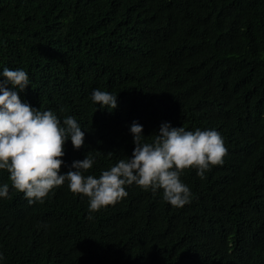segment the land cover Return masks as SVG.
Instances as JSON below:
<instances>
[{
    "label": "trees",
    "instance_id": "16d2710c",
    "mask_svg": "<svg viewBox=\"0 0 264 264\" xmlns=\"http://www.w3.org/2000/svg\"><path fill=\"white\" fill-rule=\"evenodd\" d=\"M5 67L28 73L24 102L85 132L61 174L88 154L97 177L131 157L133 122L146 142L166 122L215 129L228 152L204 179L184 170L183 207L133 183L92 219L67 182L30 205L0 170V264H264V0H0Z\"/></svg>",
    "mask_w": 264,
    "mask_h": 264
},
{
    "label": "clouds",
    "instance_id": "9594fccd",
    "mask_svg": "<svg viewBox=\"0 0 264 264\" xmlns=\"http://www.w3.org/2000/svg\"><path fill=\"white\" fill-rule=\"evenodd\" d=\"M0 75L4 77L0 80V170H7L11 187L23 193L30 205L44 203L54 188L67 182L73 194L88 198V219L93 218L91 213L125 198L126 186L133 183L151 189L153 194L163 190L164 201L183 207L192 199L190 188L180 178L184 170L194 168L204 179L210 167L222 165L227 155L223 137L215 129L193 131L166 122L154 140L146 142L143 126L133 122L130 132L135 147L131 157L118 160L97 177L85 175L94 163L88 154L83 160L73 161L61 174L66 141L70 138L73 147L80 149L85 132L73 116L61 121L52 110L32 107L21 99L19 92L29 85L25 70L5 67ZM9 84L17 90L9 89ZM92 101L102 108L117 107V96L99 89L93 90ZM8 196L9 184L4 183L0 185V198ZM3 259L0 253V261Z\"/></svg>",
    "mask_w": 264,
    "mask_h": 264
}]
</instances>
